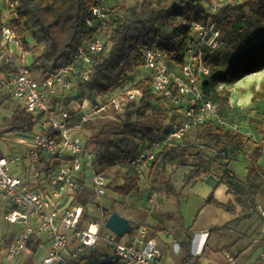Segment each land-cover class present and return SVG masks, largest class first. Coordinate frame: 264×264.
I'll use <instances>...</instances> for the list:
<instances>
[{
  "label": "built area",
  "instance_id": "built-area-1",
  "mask_svg": "<svg viewBox=\"0 0 264 264\" xmlns=\"http://www.w3.org/2000/svg\"><path fill=\"white\" fill-rule=\"evenodd\" d=\"M95 1L98 6L92 15L101 27L83 42L70 63L35 70L21 67L17 72L0 75V136H5V118H10L3 109L5 105L12 110L19 107L35 122L24 136L27 147L23 153L0 157L3 220L22 228L4 253L5 261L10 263L23 257L36 241L43 251L39 264H171L165 259L161 243L148 237L146 229L132 236L127 233L125 240L107 229L100 201L111 194L109 180L96 170L95 145L84 137L85 125L105 112H115L118 122L126 125L127 104L139 101L141 92L121 88L107 95L104 102L88 106L86 100H79L76 110L71 107L75 101L67 103L81 83L91 80L95 58L108 54L113 46L105 25L108 4L116 0ZM243 1L206 0L210 18L204 25L192 23L182 49L167 51L156 40L142 50L141 68L151 80L156 106L176 110L179 119L144 143L127 165L140 179L165 148L181 145L196 128L209 122L225 125L221 109L203 89L211 76L206 58L226 48L231 16L222 11ZM19 6L20 0H0V62L8 51L7 62L11 63L13 50L19 53L21 62H27L29 53L11 24L18 20ZM93 24L88 22L89 26ZM89 195L94 203L88 201ZM150 202L155 204L156 197ZM257 210L264 217V205H258Z\"/></svg>",
  "mask_w": 264,
  "mask_h": 264
},
{
  "label": "trees",
  "instance_id": "trees-1",
  "mask_svg": "<svg viewBox=\"0 0 264 264\" xmlns=\"http://www.w3.org/2000/svg\"><path fill=\"white\" fill-rule=\"evenodd\" d=\"M205 5L206 0H173L169 6L164 5L163 0H157L155 6L144 2L135 7H128L122 4L121 0L109 3V18L105 30L111 33L112 49L108 54L95 58L91 80L81 83L67 103L87 100L93 96L104 98L118 89L125 88L130 83L134 71L141 69L143 65L142 50L150 47L156 40H159L161 47L167 51L182 49L192 23L204 25L208 22L210 17ZM97 6L95 0H20L17 9L18 20L12 21L11 24L17 30L25 50L34 57L29 68H59L70 63L83 42L93 37L101 27L100 22L95 21L92 15ZM246 8L256 9L255 19L259 24H264V0H244L235 7L226 8L222 14L232 15ZM88 22L94 23L93 26H89ZM2 25L0 11V28ZM31 38L35 41L33 44L30 42ZM222 51L206 58V64L211 68V76L204 82L203 89L205 95L214 102L223 99L224 93H218V86L228 82L230 75L235 82L242 76L264 70V43L246 51L239 59L231 60L225 74L220 70L223 63ZM11 66L12 64L2 66L0 75L18 71ZM150 84L151 80L147 76L130 88L140 91L142 97L139 101L127 104L126 125L120 124L116 113L112 111L103 113L85 125V130L93 132L88 142L95 145V168L99 173L105 174L119 157L128 165L141 151L144 143L156 138L179 119L176 110L169 107L165 110L160 105L156 106ZM263 99L264 83L261 91L254 93L252 101ZM34 126L35 122L30 115L15 109L11 128L5 134L31 132ZM224 132L230 136L229 131ZM184 141L181 145L165 148L151 169L162 168L165 171L169 166H175L177 169L189 167L191 169L183 179L184 186L187 187L200 178L203 171L216 164L220 168L218 185L226 184L235 204L248 211L250 216L253 215L257 211V198L263 195L264 188V169L257 165L262 155L260 149H255L248 156L247 175L242 191L237 187L241 181L238 175L232 173L230 167L245 145L242 139H235L231 144L233 150L224 154L223 158L221 153L209 147H203L196 155L191 156L185 149ZM140 184L141 179L136 173L133 176L125 175L123 184L113 187L109 185V189L127 197L133 192L138 193ZM216 189L217 187L205 200V205L222 208L215 198ZM225 210L233 211L234 203H229ZM177 214L181 230L186 231L179 204ZM217 230L220 229L212 231ZM186 235L187 242L181 245L180 264H200L201 257L192 255L193 238L189 234ZM30 247L32 252L36 253L39 243L30 244Z\"/></svg>",
  "mask_w": 264,
  "mask_h": 264
},
{
  "label": "rangeland",
  "instance_id": "rangeland-1",
  "mask_svg": "<svg viewBox=\"0 0 264 264\" xmlns=\"http://www.w3.org/2000/svg\"><path fill=\"white\" fill-rule=\"evenodd\" d=\"M164 5L169 6L173 0H163ZM122 4L128 7H135L141 3H147L149 5H156L157 0H121ZM256 9L246 8L244 10L233 13L230 18V22L226 28L227 34L225 37L226 48L222 51V64L220 70L225 74L228 72L229 62L241 57L246 51H250L260 44L264 43V24L261 25L255 19ZM2 21V15H1ZM170 31V29L168 30ZM1 42V40H0ZM33 44L35 41L30 39ZM16 50V49H15ZM13 60L11 63L7 62L9 52L6 51L4 58L0 62V68L7 64H12L13 69L30 67L34 61V57L29 53L27 56V62H21L19 53L14 50ZM217 55V54H215ZM148 74L142 68L136 69L132 75L130 83L125 87L130 89L139 80L146 78ZM228 85L231 89L234 88V93L239 98V111L232 113L229 117L225 118L223 113L220 112L222 118L225 121L224 126H220L215 122H209L203 127L193 130L184 141L185 149L191 156L196 155L203 147H209L218 153H221L223 158L224 154L233 150L231 144L235 139L240 138L245 143L244 147L239 154L248 163V156L255 150L260 148L264 153V102L259 103L257 101H251V96L256 91H261L260 82L264 79V74L261 76H242L237 81L233 82V76L228 77ZM223 83L218 86V93L223 92ZM237 86V87H236ZM260 86V87H259ZM226 87V86H224ZM236 87V88H235ZM105 98V99H104ZM96 98L91 97L87 99L86 105H90L96 102L106 101V97ZM81 102V101H80ZM79 100L75 101L71 107L72 109H78ZM225 102V98L217 100L215 102L222 111L221 105ZM168 106H161L165 109ZM4 110H12L10 105H5ZM11 109V110H9ZM23 111L19 107L15 108ZM9 115L10 118H5L3 137L0 136V157L11 158L15 155L22 154L26 149V145L23 142L24 136L30 132H19L6 135L5 132L11 128V120L14 117ZM238 123V126L235 123ZM225 130L230 132V136L224 132ZM93 135V132L85 130L84 137L88 140ZM212 135H218V138H213ZM122 157L105 172L110 187L123 184V177L133 176L136 174L133 170H128L127 163H125ZM23 167V165H21ZM189 167L176 168L175 166H169L165 171L162 168L157 170L146 169L142 173L141 177V189L138 193L130 194L127 197L121 196L111 191L110 196L104 197L100 201V205L103 208L102 216L103 221L106 223L113 213H118L122 217L128 219L131 223L129 229V236L135 235L142 229H146L147 236L157 239L162 246L165 254V259L171 264H180L182 259L181 245L187 242V235L181 230V223L177 214V202L182 195V191L186 188L183 183L185 174L190 171ZM234 173V172H232ZM240 174L238 183V189H243L244 184V169L239 170ZM235 174V173H234ZM155 196V204H151L150 199ZM88 201L95 202L92 195L88 196ZM258 206V205H257ZM232 216L235 220L227 224L224 228L211 232L220 237H228L229 239L221 240L222 244L213 248L216 253H223L228 248L237 247V251H241L249 245V240H255L256 237H264V217L258 212L249 215L248 211L237 210L232 211ZM208 234H196L193 238L192 250L197 251L198 244L202 245L203 252L205 249H209L205 240ZM126 239V236L122 238ZM224 243H227L224 245ZM201 252V251H200ZM232 258V256H230ZM234 259V258H233ZM240 264H262L264 263V240H260L255 244V247L242 254L239 258ZM81 264H92L91 262H82Z\"/></svg>",
  "mask_w": 264,
  "mask_h": 264
},
{
  "label": "crops",
  "instance_id": "crops-1",
  "mask_svg": "<svg viewBox=\"0 0 264 264\" xmlns=\"http://www.w3.org/2000/svg\"><path fill=\"white\" fill-rule=\"evenodd\" d=\"M264 74V70H261L251 76H262ZM264 83V79L260 82V85ZM226 87L223 88L225 102L221 105L222 113L225 118L229 117L232 113H237L239 111V98L234 93V88H230L228 85L223 83ZM237 87V86H236ZM235 87V88H236ZM260 87V86H259ZM253 95L251 96L252 101ZM259 103H263V100H256ZM11 110V109H9ZM9 115H13V111H7ZM236 126L238 123L234 122ZM239 127V126H238ZM7 135V134H6ZM9 136L11 134H8ZM11 137V136H10ZM213 138H218V135H212ZM13 138V137H11ZM22 144H25V139L21 140ZM185 145V144H184ZM260 149V148H259ZM261 151V150H260ZM262 153V152H261ZM257 165L264 169V153H262L261 157L259 158ZM232 171L240 176L238 173L239 170L242 171L244 169V178L247 175V163L245 162L244 157L240 156L236 160H234L230 165ZM220 174V168L218 165L213 164L212 167L201 173V177L195 180L191 185L187 186L183 191L182 195L179 197L177 204L180 206V211L184 219L185 229L183 231L186 234L191 235L194 237L196 234H208L205 243L207 242L209 249H205L200 251L192 250L193 256H200L201 261L200 264H240L239 258L242 254L246 252H250L252 247H255V244L258 243L260 240H264V237H256L255 240H249V245L241 250L240 252L237 251V247L228 248L223 253H216L213 248L222 244L221 240H225V242L229 239L228 237H220L216 234L209 235V231L213 229H222L227 224L235 220V217L232 216V211H226L225 207L229 203H234V210H237L239 207L235 204L234 199L231 194L228 193V186L226 184H220L218 180V175ZM217 187L215 192L216 200L223 206L222 208H216L212 205H205V200L210 196V194L214 191ZM137 193L133 192L132 194ZM257 205H264V188H263V195H259L257 198ZM233 210V211H234ZM22 232V228L19 226H14L6 223L3 220V212L0 203V264H39L41 258L43 256V251L40 248L37 250L36 253H33L31 247L29 246V251L23 255V257L17 259L15 262L10 263L5 261L4 253L7 247L13 242L14 238L17 234ZM214 233V231H212ZM38 242L34 241L31 244L35 245ZM193 243V241H192ZM227 243H224V245ZM226 246V245H225ZM216 249V248H215ZM232 256L233 261H229L228 257ZM234 258V259H233ZM264 264V263H262Z\"/></svg>",
  "mask_w": 264,
  "mask_h": 264
},
{
  "label": "water",
  "instance_id": "water-1",
  "mask_svg": "<svg viewBox=\"0 0 264 264\" xmlns=\"http://www.w3.org/2000/svg\"><path fill=\"white\" fill-rule=\"evenodd\" d=\"M130 226V221L118 213H113L106 222L107 229L119 238H123L129 232Z\"/></svg>",
  "mask_w": 264,
  "mask_h": 264
},
{
  "label": "bare ground",
  "instance_id": "bare-ground-1",
  "mask_svg": "<svg viewBox=\"0 0 264 264\" xmlns=\"http://www.w3.org/2000/svg\"><path fill=\"white\" fill-rule=\"evenodd\" d=\"M201 249H202V245L201 244H198L197 250L200 251Z\"/></svg>",
  "mask_w": 264,
  "mask_h": 264
}]
</instances>
